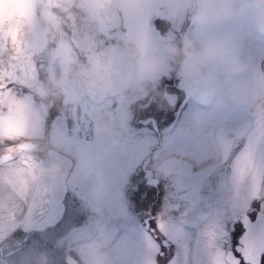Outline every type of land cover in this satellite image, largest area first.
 Wrapping results in <instances>:
<instances>
[{
  "label": "flooded vegetation",
  "instance_id": "af4514ba",
  "mask_svg": "<svg viewBox=\"0 0 264 264\" xmlns=\"http://www.w3.org/2000/svg\"><path fill=\"white\" fill-rule=\"evenodd\" d=\"M14 2L0 0V30L11 18L24 21L17 25L19 36L7 47L0 72V167L7 168L8 183L6 203L1 199L0 207L6 204L7 210L25 218L0 241L7 250L1 252H15L22 246L21 251L28 232L55 227L60 236L55 264H88L75 244L90 242L100 232L96 223L83 218L88 209L80 200L91 199L109 213L104 241L96 245L104 252L106 264H169L173 259L174 264H235L229 248L244 264L236 251L244 233L243 251L255 264L256 254L264 250L263 207L253 203L239 212L237 195L232 194L233 164L230 169L226 165L224 176L200 170L191 173L202 165L204 150L178 145L186 140L185 131L179 129L194 91L183 73L190 67L187 19L191 6L186 16L169 14L167 9L164 13L158 4L161 13L151 17V32L145 34L154 55L153 71L147 78L142 76V50L148 42L143 48L140 38L131 37L115 1L17 0L18 10ZM153 39L170 41V59L161 73L157 69L164 62ZM88 61L93 69L83 70ZM95 74L107 78L104 84L114 88L112 93L93 98L85 92ZM135 87L136 96L143 92V97L132 111L136 125L132 127L126 124V96ZM100 115L112 120L113 127L107 128L110 143L103 142L98 133ZM233 143L218 163L220 169L238 154V143ZM121 144L124 148L116 151ZM114 156L125 160L128 171L125 179L112 180L118 185L113 184L114 190L107 192L109 200L101 202L92 172L103 162L110 164ZM55 190L63 193L61 219L42 229L24 230L26 222L45 217ZM40 203L45 213L33 218ZM80 213V225L71 230L65 248L62 235L77 224ZM200 228L202 237L195 231ZM159 250L162 254H157ZM12 253L3 254L0 264H9ZM179 253L190 261H178ZM135 256L138 262L133 263Z\"/></svg>",
  "mask_w": 264,
  "mask_h": 264
},
{
  "label": "rangeland",
  "instance_id": "374dc122",
  "mask_svg": "<svg viewBox=\"0 0 264 264\" xmlns=\"http://www.w3.org/2000/svg\"><path fill=\"white\" fill-rule=\"evenodd\" d=\"M113 1L123 12L127 31L131 37L140 38L139 44L143 48L145 41L148 42L146 50L142 48V76L147 78L153 71L152 57L154 55L152 44H149L148 36L145 34L151 32V24L148 23L151 17L156 12L161 13L158 4L163 5L164 13L167 9L169 14L177 15H186L187 8L191 6L192 12L187 19L191 41L190 67L183 73L184 79L191 80V88H194V91L191 93V104L186 109L185 118L181 123L186 140L178 142V145L181 149L195 145L204 150V158L199 163L202 165L196 166L195 171L191 173H198L200 170L205 175L224 176L228 171L226 165L230 169V165L233 164L232 194L237 195L239 212L253 206V203L264 209V72L262 67L264 63V0ZM14 5V10H18L17 0ZM153 41L159 44L160 56L162 55L164 62L157 69L158 73H161L167 68L170 59L167 55L170 41L168 39H153ZM196 85L198 88H195ZM137 93L138 88L135 87L126 96V124L132 127L136 126L133 124L132 111L139 104L138 99L143 97V92L140 96H136ZM233 141L238 143V154L231 160L229 158L228 164L222 163L220 169L218 163L226 154H229ZM123 148L124 144H121L115 150ZM123 160L120 156L111 157L110 164L103 162L92 172L95 180L98 181L96 190L100 192L101 202L108 201L107 192L117 187L118 184L112 180L121 181L124 178L123 175H126L128 169ZM6 176L7 168L0 167V200L2 199L5 203L4 196L8 191ZM105 176L109 177V180H106ZM80 201L86 210L88 209V215H83V218L88 217L96 223L100 232L92 241L79 242L75 245L88 264H106L104 252L97 250L96 245L101 243V239L104 241V225L109 213L99 209L100 205L96 203V206L91 199ZM39 205L35 208L36 213L31 215L33 218H40L45 213L44 205L42 207L41 203ZM7 206L4 204L0 207V241L6 240L11 228L15 229L25 218L24 214H16L11 209L7 210ZM81 216L80 213L77 224L65 229L61 238L65 248L71 230L80 225ZM195 231L198 237H202L204 232L201 228ZM59 237L55 227L28 232L24 238L27 244L23 250L19 251L22 248L19 246L15 252H8L12 253L9 264H55L58 258L56 246ZM1 245L0 242V257L3 254L7 256L8 253L1 252V249L7 251ZM176 259L184 263L190 261L182 253L176 254ZM3 260L4 258L1 259ZM136 260L137 256L133 263Z\"/></svg>",
  "mask_w": 264,
  "mask_h": 264
},
{
  "label": "water",
  "instance_id": "95a60500",
  "mask_svg": "<svg viewBox=\"0 0 264 264\" xmlns=\"http://www.w3.org/2000/svg\"><path fill=\"white\" fill-rule=\"evenodd\" d=\"M24 22L22 19H19L17 17L11 18L6 25L0 30V72L3 71L1 67H3L4 63L7 59V47L12 46V42L16 40L19 36V29L17 28L18 24H21ZM109 51L105 52V55H108ZM126 54H127V66H129V70L132 68V58L129 54V47L126 48ZM263 69H264V63H263ZM91 68L93 69V65L91 61H88V63L82 68L83 70H88ZM131 72V71H130ZM97 74H95V77L90 78L91 84L87 86L85 92L91 95L93 98L103 96L107 93H112L111 91L114 89L110 85H105L104 82L107 80L106 77L104 78H97ZM113 127L112 120L109 116L106 115H100V118L98 120V133L102 138V141L105 143H110L111 140L107 137V128ZM55 190L50 198V208L48 212L46 213L45 217L42 218L39 221H29L26 222L23 225V229H42L48 225H53L57 218L60 217L61 212L63 210V203H62V195L63 193H58ZM254 227V228H253ZM251 226V229H256V226ZM261 227H264V222L261 220ZM256 231V230H255ZM84 232L80 231L79 235L83 236ZM77 236V238L81 237ZM264 239V238H262Z\"/></svg>",
  "mask_w": 264,
  "mask_h": 264
},
{
  "label": "snow or ice",
  "instance_id": "6c2138e0",
  "mask_svg": "<svg viewBox=\"0 0 264 264\" xmlns=\"http://www.w3.org/2000/svg\"><path fill=\"white\" fill-rule=\"evenodd\" d=\"M153 23L155 24V21H153ZM181 129H182V126L180 127L179 130H181ZM62 215H63V212H61V216L57 218L56 222H58L59 219H61ZM156 227H157V229H159L162 232L161 225L159 224L158 221H157ZM224 231L226 233V243H227V237H228L227 222L224 223ZM244 235H245V233H244ZM244 235L240 238L239 245L237 246L236 251L239 252L243 256L244 264H253V261L251 259H249L248 256L243 251V243H244L243 238H244ZM178 246H180V245L178 244ZM229 252H230L232 258L235 260V264H240V259L237 258L232 253L230 248H229ZM157 254H162V253H160V250H159V252ZM169 264H174V259L172 261H170ZM255 264H264V250H261L259 253L256 254V256H255Z\"/></svg>",
  "mask_w": 264,
  "mask_h": 264
}]
</instances>
